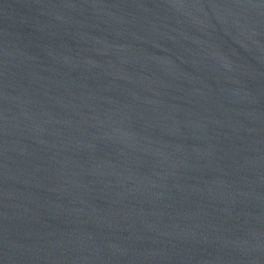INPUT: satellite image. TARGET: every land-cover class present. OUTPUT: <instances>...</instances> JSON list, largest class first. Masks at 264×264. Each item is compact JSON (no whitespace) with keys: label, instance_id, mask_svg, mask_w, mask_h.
<instances>
[{"label":"water","instance_id":"water-1","mask_svg":"<svg viewBox=\"0 0 264 264\" xmlns=\"http://www.w3.org/2000/svg\"><path fill=\"white\" fill-rule=\"evenodd\" d=\"M0 264H264V0H0Z\"/></svg>","mask_w":264,"mask_h":264}]
</instances>
